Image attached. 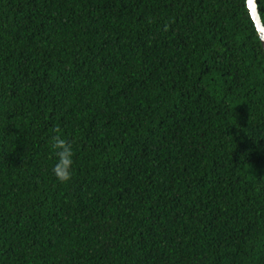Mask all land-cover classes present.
I'll return each instance as SVG.
<instances>
[{"label": "trees", "instance_id": "trees-1", "mask_svg": "<svg viewBox=\"0 0 264 264\" xmlns=\"http://www.w3.org/2000/svg\"><path fill=\"white\" fill-rule=\"evenodd\" d=\"M256 37L243 0H0V264H264Z\"/></svg>", "mask_w": 264, "mask_h": 264}, {"label": "clouds", "instance_id": "clouds-1", "mask_svg": "<svg viewBox=\"0 0 264 264\" xmlns=\"http://www.w3.org/2000/svg\"><path fill=\"white\" fill-rule=\"evenodd\" d=\"M243 3L246 8L251 7L255 11L256 5L252 3V0H243ZM256 39L259 38L256 37ZM55 133L50 141V149L55 155L52 173L57 182L66 184L73 178L74 151L71 143L63 136L59 128L55 130Z\"/></svg>", "mask_w": 264, "mask_h": 264}, {"label": "water", "instance_id": "water-1", "mask_svg": "<svg viewBox=\"0 0 264 264\" xmlns=\"http://www.w3.org/2000/svg\"><path fill=\"white\" fill-rule=\"evenodd\" d=\"M252 3H254L256 5L255 11H253V9L251 7H247V8H248V10L250 12V15H251V18H252V20H253V22L255 24V27H256V30H257V33H258L262 48L264 50V25L262 23L260 15H259V11H258V7H257V4H256V0H252Z\"/></svg>", "mask_w": 264, "mask_h": 264}]
</instances>
